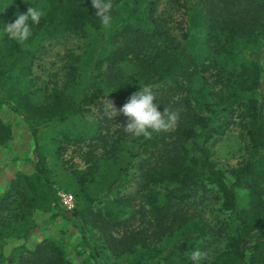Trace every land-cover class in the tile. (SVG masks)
<instances>
[{
	"label": "trees",
	"instance_id": "obj_1",
	"mask_svg": "<svg viewBox=\"0 0 264 264\" xmlns=\"http://www.w3.org/2000/svg\"><path fill=\"white\" fill-rule=\"evenodd\" d=\"M162 2L112 0L105 26L91 0H0V29L31 6L45 12L25 42L0 32V112L11 104L35 142L34 171H17L0 193V264H192L194 248L209 253L203 264H264V0ZM66 34L86 49L68 62L61 86L37 94V54ZM144 86L178 119L135 137L128 118L112 123L101 101L120 109ZM236 119L246 157L225 170L213 148ZM11 138L0 118V146ZM69 146L85 168L64 159ZM53 177L72 182L77 201L52 217L73 222L93 261L75 263L61 241L26 243L39 228L35 212L58 206ZM210 189L220 200L218 229L190 210ZM217 234L219 250L210 247Z\"/></svg>",
	"mask_w": 264,
	"mask_h": 264
},
{
	"label": "rangeland",
	"instance_id": "obj_2",
	"mask_svg": "<svg viewBox=\"0 0 264 264\" xmlns=\"http://www.w3.org/2000/svg\"><path fill=\"white\" fill-rule=\"evenodd\" d=\"M166 1L164 0V2ZM7 25V21L2 22L0 32L5 30L4 27ZM85 49V40L75 34H66L60 38L45 41L43 48L37 54L32 69V79L34 81L33 90L37 91L38 94L42 90L61 86L65 80L66 65L74 55L82 53ZM262 94L264 95V78L262 81ZM109 103L113 107H110ZM101 105L108 111L110 117L116 111V114L111 118L112 123L118 124L121 121L123 113L119 111L116 101L104 99L101 101ZM89 115L92 119L97 116L94 115L93 111L89 112ZM0 118L12 130L11 140L7 145L0 146V193H2L8 187L11 178L17 171L27 173L34 171L35 142L29 125L24 120L22 114L11 104H6L2 107ZM246 148L247 137L240 124V120L236 119L229 126L226 133L216 140L213 148V159L218 166L229 170L237 167L246 157ZM72 150L73 146H69L64 154V159H73L72 162L75 163V167L85 168L83 160L75 155ZM49 161L53 162L50 159ZM52 179L53 186L56 190L58 206L51 207L50 211L37 210L35 212L34 216L39 224V228L26 243L29 247L33 248L45 238L57 242L61 241L64 243L65 251L69 254L70 259L75 263H79L84 259L93 261L92 255L94 251L85 245L83 235L74 226L73 222L62 216L52 217L60 209L71 211L74 209L77 201L73 186L71 185L72 182H68L65 177H53ZM63 195L73 196L74 204L72 208H68L64 204L62 201ZM215 195L216 192L213 189L207 192L199 190L191 200L190 210L202 214L210 225L218 229L222 213L220 210V200ZM218 233H220V230ZM218 236L217 234V236L215 235L210 240V247L212 249L219 250L224 244L223 237L219 236L221 239H218ZM13 243L19 245L21 241H13Z\"/></svg>",
	"mask_w": 264,
	"mask_h": 264
},
{
	"label": "clouds",
	"instance_id": "obj_3",
	"mask_svg": "<svg viewBox=\"0 0 264 264\" xmlns=\"http://www.w3.org/2000/svg\"><path fill=\"white\" fill-rule=\"evenodd\" d=\"M92 7L96 9V15L105 26L112 21V0H91ZM45 12L40 7H29L26 13L16 14L15 20L4 29L12 39L18 42H25L32 36V28L40 23ZM155 94L150 86H144L134 92L128 101L119 109L127 118L126 130L135 137H149L153 132L165 131L171 128L178 114L166 109L159 110V103H154ZM110 107H113L109 103ZM116 114L112 113L111 118ZM209 257L207 251L194 248L190 253L192 264H203Z\"/></svg>",
	"mask_w": 264,
	"mask_h": 264
},
{
	"label": "built area",
	"instance_id": "obj_4",
	"mask_svg": "<svg viewBox=\"0 0 264 264\" xmlns=\"http://www.w3.org/2000/svg\"><path fill=\"white\" fill-rule=\"evenodd\" d=\"M62 201L68 208H72L74 204L73 196L71 195H63Z\"/></svg>",
	"mask_w": 264,
	"mask_h": 264
}]
</instances>
